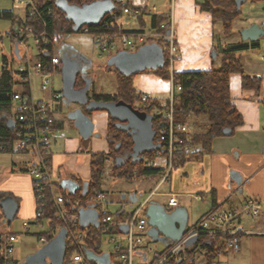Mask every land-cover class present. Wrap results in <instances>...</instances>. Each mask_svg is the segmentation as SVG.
Here are the masks:
<instances>
[{
    "label": "crops",
    "instance_id": "obj_1",
    "mask_svg": "<svg viewBox=\"0 0 264 264\" xmlns=\"http://www.w3.org/2000/svg\"><path fill=\"white\" fill-rule=\"evenodd\" d=\"M161 4L164 6L165 3L161 1ZM173 19L179 57L173 63L172 70L187 72L214 68L218 52L215 49V58H210L209 50L213 46L210 35V28L212 29L213 25L211 15L200 10L196 0H175ZM139 48L141 47L134 49L135 52ZM122 54L126 53L118 50L112 52L111 55L119 57ZM262 58L264 59V55ZM158 65L161 63L154 66ZM259 80L257 88L243 87L241 73H230V102L242 117V124L236 126L229 135L214 137L209 152H200V155L204 154L201 157L202 160L191 162L188 159L180 168L174 170L172 180L169 182L172 193H169L167 199L172 194L176 195L177 199L181 195H194L196 199L208 204L191 225L188 223V227L193 226L214 208L240 207L249 197L258 200L262 205V211L258 217L250 218L246 215L239 217L237 224L244 232L239 236V250L235 253L223 250L222 253L216 254L211 262H208L209 264H264V109L261 105V99L264 97L263 76ZM133 82L136 90H141L147 96L151 95L150 97L159 101L166 100L169 96L170 79L163 80L156 73H137ZM159 93H164L166 97L160 99L153 95ZM89 115L94 123V131L100 134L99 137L80 139L72 122L70 123L73 128L70 133L59 135L62 124L57 121L56 131L51 138L50 163L54 172L60 173L63 177L73 174L87 180L90 176L91 153L107 152L106 129L109 115L105 111H95ZM192 120L199 129L198 131H201L203 118ZM187 133H193L189 124H187ZM57 136L58 140L55 139ZM18 153L23 155L11 156L9 166L3 169L0 164V193L11 195L16 200L18 204L16 215L19 214L22 218L29 219L28 222L23 221L22 223L23 228L29 234L30 225L34 224L35 201L28 169L34 164V157L29 153ZM104 159L106 160L105 165L111 166L113 158L106 154ZM152 165L160 169L158 173L141 177L147 179L161 176L156 185L152 186L150 193L153 190L156 192L164 182H168L171 174L170 171L167 177L163 178L164 175L161 172L166 164L165 160L159 157L153 160ZM232 171L240 174L242 179L240 184L237 185L231 180ZM83 210L95 212L90 206ZM6 223L3 221L0 209V224ZM24 223L28 225L24 226ZM86 225H94V222L89 220ZM0 234L4 233L0 231ZM37 239L40 241L38 237ZM94 246L96 247V244ZM99 251L103 252L101 249ZM108 253L110 264H112L114 254L111 248ZM17 257L16 254L15 259L19 263ZM136 257L139 259L138 255ZM144 258L143 256L142 259ZM194 262L195 264H206L203 250H197Z\"/></svg>",
    "mask_w": 264,
    "mask_h": 264
},
{
    "label": "built area",
    "instance_id": "obj_2",
    "mask_svg": "<svg viewBox=\"0 0 264 264\" xmlns=\"http://www.w3.org/2000/svg\"><path fill=\"white\" fill-rule=\"evenodd\" d=\"M115 9L106 14L108 18L104 21L105 30L92 32L88 25L80 28L83 32L92 33L95 42L94 46L99 54L117 52L118 50H134L138 46L148 44L150 42H161L165 45L169 60V76L171 88L169 96L166 100L159 101L164 106L163 122L156 129L155 141L161 142V148L167 150L164 157L157 156L159 159L165 160L168 173L174 166L173 157L175 152L183 150L179 143L181 139L178 132L187 133V125L174 122V98L175 93L180 90L179 85L173 83L172 65L178 59V50L175 40V25L173 19V6L175 0H161L168 3V8L160 9L156 5L148 3L145 0L144 8L141 6H133V0H112ZM197 1V0H196ZM201 1V0H198ZM24 3V0H20ZM30 12L38 14V10L34 0H27L26 5ZM50 11V8H47ZM162 15L164 18L156 25H152L150 19L155 15ZM56 18V15H53ZM123 16L135 17L139 28H129L123 23ZM144 22L141 25L140 22ZM264 28V20L261 23ZM17 46L19 53L17 57L21 59L23 49L19 47L27 38L33 37L36 44L40 41L46 43V39L42 32H35L31 26L15 27L12 34H9ZM22 50V52H21ZM15 53V52H13ZM9 61V60H8ZM60 66V57L53 53L49 56L48 61L37 60L34 64L33 72L40 76L41 90L49 92L47 100H34L29 91V76L31 70L28 63L26 66H19L14 71L17 72L22 83L26 86V91L16 90L11 94L13 103L17 105L15 112L11 118L14 121V127L10 131L15 132L12 140V149L16 152L29 153L34 157V164L29 167L28 173L31 176V186L35 201V217H41L44 213V201L47 195V189L53 191L57 183L61 182L60 173L54 172L51 168V138L56 131L57 120L55 118V106L61 105L60 91L49 90L51 85V77L57 72ZM7 67L9 62L7 63ZM12 69V68H11ZM13 70V69H12ZM144 101L153 99L146 94L142 95ZM155 99V98H154ZM50 102V103H49ZM6 119H4L5 121ZM4 147L0 146V151H4ZM106 161V160H105ZM109 165H105V175L111 177L108 169ZM164 175V179L167 177ZM155 193L153 190L142 200L137 199L136 207L128 215L125 221H117L109 209L108 195L105 191L94 192L87 205H81L80 201H75V207L87 208L93 207L97 215L96 228L102 234H110L109 243L111 252L114 254L112 264H169L172 258L179 259L177 264H186L188 256L185 253L186 242L194 236L209 235L220 236L218 241L219 248L217 254L227 250L235 253L240 248L239 236L244 232L238 227V219L240 216L246 215L250 218H256L262 211L261 203L253 197L247 198L240 207L231 208H214L204 217L200 218L193 226L188 227L184 235L176 242L165 246V249L159 252H153L152 258L149 254L152 252L145 239L147 237V218L145 209L149 204L151 197ZM51 201L57 208L55 216L62 221V227L67 229L66 241L83 237L84 230L78 229L79 214L78 212H68L64 207V193L60 190L53 192ZM178 205L176 195L172 194L168 197L165 206L172 208ZM28 225L24 223V226ZM120 225L127 226V232L119 231ZM41 243H45L44 237L39 238ZM16 236L13 233L0 234V264H13L16 261ZM152 253V254H153ZM138 255L139 259L135 260ZM145 255V258H143ZM141 258V259H140ZM91 264L83 252H77L70 258L69 264Z\"/></svg>",
    "mask_w": 264,
    "mask_h": 264
},
{
    "label": "trees",
    "instance_id": "obj_3",
    "mask_svg": "<svg viewBox=\"0 0 264 264\" xmlns=\"http://www.w3.org/2000/svg\"><path fill=\"white\" fill-rule=\"evenodd\" d=\"M54 1L55 0H38L35 2L40 17L30 12L26 7L25 25L20 26L19 23H14L9 31V34H12L15 26L24 28L31 26L35 32H42L46 39V43L40 41L36 44V59L43 62L48 61L49 56L54 53V48L60 41L61 33L73 32V23L55 6ZM91 1L93 0H69L70 3L76 5H82ZM196 2L200 10L206 11L211 15L213 23H221L225 36L231 33V24L233 20L240 15V6L236 0H197ZM133 6L135 5L133 4ZM47 8H50V11L47 10ZM53 15H56V18ZM0 18L14 20L11 11L0 10ZM107 18L108 16H104L98 25L89 26L91 31L99 32L105 30L104 21ZM163 18L164 17L160 14L155 15L151 17L150 22L152 25H156L158 22L162 21ZM140 23L144 25V22L141 21ZM257 41L258 40L250 42L252 48L258 46ZM158 43L149 41V45ZM248 47L247 44L238 43L220 49L218 53V56H220L218 67L209 70L173 72V83L180 86V90L175 93L174 98V122L187 125L192 119L203 118L204 121L201 131L191 134L185 132L177 133L178 137L181 139L179 146L184 147V149L175 152L173 157L174 166L183 165L191 156L198 155L200 152H209L212 139L222 136L223 128L228 127L232 131L236 126L242 124V117L230 102L229 75L234 72L241 73L243 87L257 88L260 81L259 78L248 76L244 73L241 61L236 53L241 49H248ZM160 50L163 51L161 53L162 62L160 66L154 69L153 73H156L163 79H168L169 60L165 45L161 46ZM7 63L8 58L2 56V67L0 69V117H9L14 114L11 94L16 90L26 91V86L23 85L20 87L19 85L22 82L17 72L7 67ZM136 74L137 73H124L116 69L115 91L109 94H93L92 98L96 100H122L131 104L136 109L144 110L149 113H151V109H156V112L154 114L152 113L154 115L153 127L159 130L158 125L161 124L164 119V106L158 99L153 98L146 101L142 99V94L134 87L133 79ZM261 105L264 109V97L261 99ZM114 122L115 121L109 117L106 129L107 152L99 151L91 153L90 155V176L87 180H83L73 174L65 177L61 175L62 180H68L72 184L70 186H63L61 182H59L56 184L53 191L48 187L44 201V213L41 217H34L33 223L43 225L44 220H46L49 227L47 230L39 232L37 234L38 238L44 237V239L48 241L55 235L57 230L62 227V221L55 216L57 208L51 201V195L54 190H60L64 193V207L68 212H78L81 208L80 206L75 207V201H80V204L85 206L94 192L104 191L102 189V184L104 181L105 155L108 154L112 158H115L118 155L130 152L132 145L130 137H128L125 132L115 128L113 125ZM14 137L15 132L10 131L5 126L4 119L0 118V146L5 148V152H13L12 140ZM196 148H198V150H195ZM166 154L167 150L160 148L154 152L145 153L144 160L136 165H132L127 161L119 168L114 167L113 160L110 167L111 173L114 176L128 179H138L147 175L156 174L160 169L152 165L153 160L157 156L164 157ZM147 156L151 158L149 161H145ZM6 195V193H0V199ZM122 211L123 210L120 209L118 212ZM78 229L84 230L85 234L83 237H77L71 241H66L64 264H69L71 256L77 252H83V248H89L95 252L101 253L99 249L102 232L97 229L95 225H85L84 228H80L78 225ZM220 238V236L199 235L194 245L185 248V253L188 256L186 264H195V256L197 250H199L193 249L196 245H199L201 247L200 250L204 251V256L207 261L206 264H209L221 247L218 245ZM95 244L96 247L94 246ZM178 261L179 259L172 258L169 264H177ZM91 264L94 263L91 262Z\"/></svg>",
    "mask_w": 264,
    "mask_h": 264
},
{
    "label": "rangeland",
    "instance_id": "obj_4",
    "mask_svg": "<svg viewBox=\"0 0 264 264\" xmlns=\"http://www.w3.org/2000/svg\"><path fill=\"white\" fill-rule=\"evenodd\" d=\"M20 2V0H0V10L2 11H11L14 16V20L8 18H0V67L2 65V56H6L8 58L9 65L13 70L17 69L19 66H26L28 63L29 69L31 70V74L29 76V91L32 94L34 100H47V94L49 92L41 90L40 81L41 78L39 75L33 72L34 64L37 54L36 43L33 37L27 38L23 43L19 45L21 50V59H18L15 56L14 52V43L12 38L9 35V31L12 28L14 23H19L20 26H24L26 23L25 19V5ZM38 0H34L37 2ZM148 3L156 5L160 9H163L165 6L168 8V3H165L164 6L161 4L159 0H148ZM240 6V15L233 20L231 24V33L228 36H225L222 30V25L220 22L213 23L212 29L210 28V35L212 39L213 46L210 47L209 56L213 57V53H215V49L217 52L220 48L230 47L234 44H247L248 49L240 50L237 53L239 57L242 68L245 74L257 77L261 79L264 78V59L262 55H264V38L261 37L258 39V46L255 48L251 47L250 41H244L241 39L240 32L241 30L248 28L252 24H258L261 26L262 20L264 19V0H244L241 2ZM124 24H126L129 28H139V24L136 21L135 17H127L123 16L121 18ZM95 38L92 33L81 31H73L69 33L62 32L60 35V41L54 48V53H57V49L63 43L72 46L77 50L80 54L86 57L90 61V66L88 67V77L91 80L90 84V92L89 94L92 96L93 94H109L113 93L116 88V67L113 65V61L115 60V55H111L112 53H103L99 54V51L94 46ZM154 47H158V45L164 46L163 43L154 44ZM142 47V46H138ZM137 47V48H138ZM214 47V48H213ZM126 50V51H125ZM120 52H125L126 54L134 53L135 50H128L125 48ZM19 53V50H18ZM15 56H14V55ZM220 56L216 58L214 67H218L220 60ZM214 60V59H213ZM162 62L161 55H157L153 59L147 60L143 64H141V68L139 72L141 74H155L153 73L156 66L155 64H160ZM159 76V75H157ZM161 78V77H160ZM170 78V76H169ZM168 78V80H169ZM52 83L49 85V90L60 91L61 88V75L59 72H54L52 77L50 78ZM165 80V79H163ZM136 89V88H135ZM141 94H144L141 90H137ZM154 96L159 97L160 99H164L166 96L164 93L153 94ZM151 96V95H150ZM165 96V97H164ZM50 103V102H49ZM53 107L55 108V118L58 122L62 124V129L59 130V135H64V133H70L72 130V125L70 121L66 118V114L70 108H73L74 105H71L70 108H66L65 106H55L54 102H51ZM17 105L13 103V113L15 112ZM151 113H155L156 109H151ZM5 123V121H4ZM200 126L199 124H197ZM190 130L192 132H196L199 129L194 125L193 120L189 123ZM74 130V129H73ZM73 133V132H72ZM58 140V136L55 138ZM86 142V141H84ZM238 142V141H237ZM58 146V144H57ZM19 156L23 155L18 152H5L0 151V164L4 167L9 166V161L11 160V156ZM30 155V154H29ZM201 155L191 156L189 161L196 162L201 161ZM151 158L146 157L145 161H149ZM182 165H177L172 168L170 178L168 182H164L163 185L153 193L151 197V201H155L161 204H165L167 200V196L170 192L169 182L172 180L174 170H177ZM111 166L107 167L111 177H107L104 173V181L102 184V189L108 195L109 209L115 219L119 221H125L127 215L134 210L136 204L132 205L128 201V195L135 193L139 196V200L145 198L151 191L152 186H155L160 178L149 177L147 179L144 178H120L119 176H114L111 173ZM105 172V170H104ZM168 173V168L165 166L164 170L161 174L165 175ZM169 174V173H168ZM125 194L126 199H122L121 195ZM179 206H183L187 209L189 220L188 223L191 225L199 215L207 208L208 204L206 202L200 201L195 198L194 195H181L178 197ZM122 209V213H118V211ZM23 221L28 222L29 219L22 218L19 214L9 223L0 224V231L3 233H13L16 236L15 246H16V254L18 255L17 260L22 262L26 256L31 253H34L37 249L42 247L43 243L38 241L37 233L43 232L48 229L49 225L46 220H44L43 225L39 224H31L29 234L23 228ZM94 225L97 224V218L92 220ZM110 234H102L100 237V249L103 252L110 251V243H109ZM146 243L151 248L152 252L149 254V258H152L154 253L159 252L163 249L164 245L160 242L151 241L148 237L145 239ZM193 249H201L199 245L193 247ZM18 250V251H17ZM153 253V254H152ZM138 258L136 257L135 260ZM14 263H17L16 261ZM13 263V264H14Z\"/></svg>",
    "mask_w": 264,
    "mask_h": 264
},
{
    "label": "water",
    "instance_id": "obj_5",
    "mask_svg": "<svg viewBox=\"0 0 264 264\" xmlns=\"http://www.w3.org/2000/svg\"><path fill=\"white\" fill-rule=\"evenodd\" d=\"M244 0H236L240 5ZM55 6L64 14V16L73 23V31L77 32L84 25L96 26L104 18V16L115 9L112 0H93L91 2L76 5L69 0H55ZM133 4L144 8L145 0H133ZM15 28V27H14ZM241 39L244 41L254 42L261 37L264 38V28L258 24H252L248 28L241 30ZM154 44L145 45L131 54H122L114 57L113 65L124 73H137L141 68V64L146 59H153L157 55H161L159 47ZM65 50L77 52L72 46L65 43L61 44L57 49L60 56V75L61 88L60 96L63 99L64 106L70 108L73 104L83 105L80 107L70 108L66 114V118L72 122L73 127L77 130L80 139L86 140L90 137H99L100 134L94 131V123L88 113L95 111H105L110 119L114 120V127L119 131L125 132L130 137L132 145L129 153L118 155L114 159V167L119 168L127 161L132 165H136L144 160L145 153H151L159 150L162 146L161 142L155 141L156 129L153 127L154 115L147 111L136 109L131 104L122 100H96L88 99V92L91 80L85 82L81 88H76V77L78 74V65L70 59ZM14 52L18 54V47L15 46ZM78 53V52H77ZM213 53V57H215ZM162 57V56H161ZM160 66V65H158ZM6 119L5 126L12 130L14 121L11 118ZM231 129L223 128V135L231 134ZM231 180L235 184L242 182L240 174L232 171L230 173ZM72 183L68 180H62L61 185L70 186ZM140 196V195H139ZM122 199H126V195H121ZM132 205L138 199V195L132 193L127 197ZM0 209L4 222H11L17 213L18 204L11 195H6L0 199ZM79 226L84 228L89 220L97 218L95 212L78 210ZM147 218V237L151 241L160 242L167 246L170 243L178 241L188 228V212L183 206H175L169 210L165 205L151 201L145 209ZM121 233L127 232L126 225H120ZM66 237L67 229L60 227L55 235L46 241L42 247L34 253L29 254L26 258L17 264H64L66 255ZM198 240V236H194L186 242V247H191ZM83 255L87 261L94 264H110V255L108 252L97 253L92 249L83 248ZM145 257V255H143ZM78 264V263H77Z\"/></svg>",
    "mask_w": 264,
    "mask_h": 264
},
{
    "label": "flooded vegetation",
    "instance_id": "obj_6",
    "mask_svg": "<svg viewBox=\"0 0 264 264\" xmlns=\"http://www.w3.org/2000/svg\"><path fill=\"white\" fill-rule=\"evenodd\" d=\"M64 53L69 55L70 59H72L78 65V74L76 77L75 87L81 88L85 84V82L89 80L88 67L90 66V61L86 57H84L82 54H80L79 52L74 53L71 50H65ZM147 60H150V59L144 58V60L142 62H146ZM89 92H90V88H89L88 92L86 93L87 98L93 99L92 98L93 95L91 96L89 94ZM73 105H74L73 108L80 107L83 109V107H84L83 105H78V104H73ZM61 106H64L62 97H61ZM88 114H90V113H88Z\"/></svg>",
    "mask_w": 264,
    "mask_h": 264
},
{
    "label": "bare ground",
    "instance_id": "obj_7",
    "mask_svg": "<svg viewBox=\"0 0 264 264\" xmlns=\"http://www.w3.org/2000/svg\"><path fill=\"white\" fill-rule=\"evenodd\" d=\"M162 49V48H161Z\"/></svg>",
    "mask_w": 264,
    "mask_h": 264
}]
</instances>
